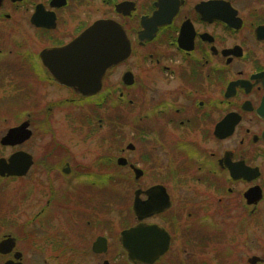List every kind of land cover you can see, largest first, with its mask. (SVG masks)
I'll return each mask as SVG.
<instances>
[{"label":"flooded vegetation","instance_id":"flooded-vegetation-1","mask_svg":"<svg viewBox=\"0 0 264 264\" xmlns=\"http://www.w3.org/2000/svg\"><path fill=\"white\" fill-rule=\"evenodd\" d=\"M103 20L122 28L130 55L105 72L99 91L83 95L58 82L59 50ZM77 52L83 54L81 47ZM47 88L67 97L43 104ZM68 106L78 117L86 110L83 118H97L101 127L110 121L98 118V110L134 108L127 124L140 132L138 156L130 162L121 149L115 166L134 177L133 168L139 169L141 176L127 203L134 221L118 239L109 195H103L113 197L117 176L110 152L107 171L81 164L75 171L70 161L53 162L55 151L32 153L35 125L48 129L47 114ZM24 123L31 135L8 144L9 131ZM0 126L6 128L0 161L16 170L0 173V184L13 181L11 189L26 200L30 192L22 182H39L31 176L37 168L46 176L39 191L50 193L45 206L21 222L8 219L14 207L11 197L6 206L2 197L0 264H33L36 252L46 264L50 258L67 264L69 256L74 264H135L121 237L138 224L169 236L153 264H264V245H257L259 237L264 242L258 231L264 225V0H0ZM25 155L31 164L18 174L29 163ZM80 177L91 180L75 183ZM53 179L67 189L55 190ZM96 180L103 186L95 187ZM152 187H159L160 210L141 208L139 219L135 192L141 191L142 204ZM69 218L76 228H65L70 238L64 228L39 232Z\"/></svg>","mask_w":264,"mask_h":264},{"label":"rangeland","instance_id":"rangeland-1","mask_svg":"<svg viewBox=\"0 0 264 264\" xmlns=\"http://www.w3.org/2000/svg\"><path fill=\"white\" fill-rule=\"evenodd\" d=\"M88 17L89 16H85L86 19L90 18ZM138 53L141 54L142 51L141 53ZM110 76L116 80L118 75L113 72ZM110 76L108 77V80L111 78ZM120 76L121 75L119 74V77ZM65 94V91L47 88L45 94H43V97L41 98V102H43V104H48V102L59 100L61 97H67ZM135 108L137 109V107ZM133 110L134 108L132 107L122 108L120 106L113 109L112 112H108L105 109L98 110V118L106 119V117H108L110 121V124L103 121L101 123L103 125L102 127L100 126L97 118L92 119V121H86V119L83 118V115L86 114V110H81L82 116L79 117L77 110L73 109L71 106H68L65 109L52 111L47 114V117L49 118V128L42 129L41 126L36 124L34 127L35 133L31 142L32 153L35 156L41 157L45 151H55L58 155L52 159L53 162L58 163L61 159L67 162L70 161L71 167L75 171L78 169L77 164H81L82 168L84 166L89 167L93 165L95 169L96 167L98 169L104 168L103 171H107L108 169L103 163L106 151L110 152L114 161L113 165H110V169L116 172L117 176H115L112 182L114 190L113 197L109 193H103V195L106 197L109 195L108 201H111V217L115 227V239H118L122 228L130 225L134 221V219L127 213V203L133 201L134 191L137 189L135 177L132 173H129L127 169L115 166L116 158L120 156L123 157L121 149L127 150V154L130 156L126 157L130 162L135 161L138 156L140 132H138L139 130L137 128H131V125L128 127L129 124H127V118L131 115ZM44 115L46 117V113H44ZM5 130V126H0V134ZM128 146L130 147L129 149L127 148ZM133 147L134 150L131 152ZM110 148L112 149L111 151ZM4 152L5 150L0 148V155H3ZM36 169L31 173V176L39 182L32 184L27 179L22 182V186H25L28 193L30 192V197L26 200H22V198L19 199L17 190L11 189L14 183L13 181L2 182L0 184V192L2 193L0 201L2 202L4 198V206H6L8 199H10L9 197H11L12 203H9L8 206L10 208L14 207V214L8 216V219H15L14 221L17 222L25 221L27 218L33 217L41 208L45 206L46 200L50 197V193H42L39 189L46 176H42V174H40V172ZM98 169L97 172L99 171ZM70 177L73 178V175ZM90 180L91 179L89 177H80L76 179L75 183L83 184L85 181ZM94 183L97 188L103 186L100 181L96 180ZM53 187L55 190L60 187H65L67 189V185L64 184L62 180L58 181L56 179H53ZM126 190H129V200H126L125 197ZM96 198H99V195ZM98 201H100V199H98ZM69 220L70 221H63L61 224V221H54L52 223V227L47 229L46 226V230L44 228H40L39 232H58L59 230L61 231V228H64L62 233L70 238L67 235L68 231H66L65 228H68L69 230V228L74 229L75 226L70 218ZM64 222L66 223L65 226ZM34 227L37 229L38 225L35 223ZM260 228L258 231L264 233V225ZM260 244L264 245L262 237H259V240L257 241L259 249ZM36 253H34L32 257L33 264H46V262H44L45 258ZM259 253L260 252H258L257 255H259ZM65 260L67 264H74L73 256L66 257ZM48 264H58V261L54 258H50ZM93 264L98 263L97 261H94Z\"/></svg>","mask_w":264,"mask_h":264},{"label":"water","instance_id":"water-1","mask_svg":"<svg viewBox=\"0 0 264 264\" xmlns=\"http://www.w3.org/2000/svg\"><path fill=\"white\" fill-rule=\"evenodd\" d=\"M208 4L215 5L216 3ZM79 47H81L83 54L77 52ZM130 50L125 33L118 24L112 21H98L74 43L59 50L60 59L64 64L59 63L57 65L60 68L57 73L62 75L58 76V82L75 88L83 95H93L99 91L105 72L127 59ZM68 57L71 58L68 59ZM27 126L28 123H24L20 127L11 129L4 140L9 144L13 139L20 136L21 139L28 138L31 132L27 130ZM30 158L31 156L27 157L29 163L23 168V172H18V174L27 171L31 164ZM119 163L125 165L127 160L121 159ZM14 168V165L11 167L5 161H0V173L15 174ZM134 172L137 178L141 176L139 169L134 168ZM158 190L159 187L149 189L146 192L149 200L142 204L139 200L141 191L135 192L134 211L139 219H142L141 208H144L148 213L160 210V205L156 204L157 200H155ZM121 240L124 248L129 251L130 261L135 264L153 263L164 254L169 245V236L156 225L139 224L123 231Z\"/></svg>","mask_w":264,"mask_h":264}]
</instances>
